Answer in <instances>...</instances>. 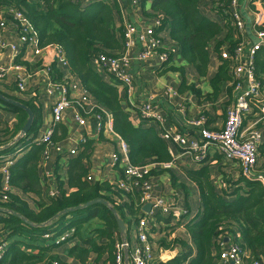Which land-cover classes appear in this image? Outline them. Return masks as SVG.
<instances>
[{
  "label": "trees",
  "instance_id": "obj_1",
  "mask_svg": "<svg viewBox=\"0 0 264 264\" xmlns=\"http://www.w3.org/2000/svg\"><path fill=\"white\" fill-rule=\"evenodd\" d=\"M204 1L154 0L151 7L153 15L163 22L160 31L169 32L174 46L178 49L177 56L201 78H205L210 69V45L218 40L215 51L220 59L222 47L227 43L234 45L235 34L231 15L227 13L230 12L231 0H211L215 16L212 18L202 12ZM145 2L146 0L143 4ZM86 6L77 4L74 0H35V3L28 0H0V11L3 7H13L26 15L36 34L37 48L59 49L68 63L70 74L80 82L93 101L111 113L113 132L127 144L130 163L134 166H156L150 172L152 178L171 172V169L164 170L161 166L166 163L175 164L170 149L173 143L160 136L161 130L157 123H151L155 126L150 127L148 122L136 125L129 114L131 110L136 112L135 107L123 103L118 87L123 86L121 82L115 79H112L113 82L105 81L92 66L96 53H108L121 47L125 30L120 28L117 37L116 1L110 0L107 4L89 8H85ZM93 10L96 12L90 13ZM53 67V80L60 82L63 75ZM255 67L257 75L264 77V49L256 54ZM166 71L177 70L167 67ZM181 73L183 75L184 71L181 70ZM185 81L180 86L181 93L191 92L198 99L216 101L222 94V86L231 81L230 63L221 60L217 73L210 80L212 91L209 94H205L195 84L187 85ZM229 87L233 92V88ZM0 93L25 104L35 115L29 134L18 143L12 144L24 127L28 115L24 110L0 101V108L12 112L17 117V124L13 128L0 122V148L3 149L0 151V159L15 157L12 159V165L8 167V201H0V206L34 225L30 226L11 214L0 213V227L5 239L14 240L9 244L1 264H68L60 259L59 251L63 245L72 242H75V245L69 248L67 255L79 264H87L91 255L95 256V264H114L115 243L120 239V233L116 217L110 208L96 204L61 216L53 222L51 220L67 209L103 199L109 202L128 226H131L133 223L137 224L144 214L139 203V191L126 193L109 182L89 181L87 162L84 160L93 150L94 141L86 139V142L80 145L83 147L82 154L71 161L69 171L72 192L66 193L59 182V195L48 196L46 201L37 203V210L32 209L27 198L31 194L41 195L39 173L47 149L46 145H40L37 140L42 126L41 112L34 99L25 100L1 91ZM228 105L226 104L224 109ZM57 125L55 126L61 136H57V130L54 128V145L67 134V127ZM26 150H30V156L22 158ZM208 162L209 160L202 163L203 168L198 171H186L187 178L199 188L201 198L200 215L186 226L188 236L196 248V256L194 257V250L188 241H168L164 236L158 240L163 250H173L177 244H181L185 249L166 264H222L218 240L233 235L235 231L240 234V239L234 237V240L245 253L244 264H252L255 261L264 264V185L260 181L248 180L241 176L242 185L235 190L237 199L228 201L225 198L229 193L219 190L212 182L210 170L204 166ZM258 166H261V171L264 172V143L259 148ZM116 170L123 176L122 170ZM156 221L161 230L168 231L167 236H171L169 229L175 227L168 225L172 224V221L161 214L156 216ZM67 233H71L70 236L64 241H59L61 236ZM46 235L49 237L46 238Z\"/></svg>",
  "mask_w": 264,
  "mask_h": 264
},
{
  "label": "built area",
  "instance_id": "obj_2",
  "mask_svg": "<svg viewBox=\"0 0 264 264\" xmlns=\"http://www.w3.org/2000/svg\"><path fill=\"white\" fill-rule=\"evenodd\" d=\"M75 3L87 5L89 8L98 4H107L110 0H74ZM135 7H140L144 0H129ZM244 6L241 7V0H231L230 13L232 26L235 29L233 35L234 45L225 44L220 52V60L229 61L231 81L229 85L233 88L234 98L225 109V122L221 129H211L207 127L206 117L201 115L192 121L195 128L190 136L188 132L180 131L175 125L164 126L163 117L156 113L150 102L135 105L139 114V121L157 123L160 136L176 145L197 164H202L210 160L211 153L222 156L228 162L238 163L241 175L248 180H257L264 185V172H259V148L264 143V77L257 75L255 67V57L258 52L264 49V0H242ZM246 14V16L244 15ZM247 17L250 20V27L247 28ZM12 25L17 31V44H10L4 40V30ZM162 20L155 16L151 25L137 36V28L134 25H125L124 37L122 39V49L119 53L98 52L92 59V66L101 77L115 79L127 88L128 95L131 94L133 78L131 67L133 58L130 56L133 48L140 46L138 60L146 62L148 58L155 55L159 57L160 63L167 65L171 58L178 55L175 46H166L161 36ZM37 47V37L26 15L19 9L13 7H3L0 11V50H8L13 59L22 55L23 48ZM59 51L58 61L62 67L68 69L62 52ZM44 72L49 77L50 83L47 90L55 97L52 107L53 125L41 138L39 144L47 147H55L61 153L62 147L52 143L54 127L61 123L62 114L72 105L77 110L76 120L80 126L86 124L82 113L92 115L95 120L97 133L105 131L115 134L112 124H107L105 110L91 104V97L82 88L80 82L75 79L62 78L60 82L53 80L54 70L46 67ZM1 78V76H0ZM17 90L20 94H27L25 79L17 77ZM175 93L172 89H167V94ZM73 101V102H72ZM72 102V103H71ZM92 106V107H91ZM184 110V107H182ZM251 122L246 126V122ZM262 125V126H261ZM116 135V134H115ZM118 149L112 153L110 166L116 170L119 168L123 172L121 179L116 185L126 193H140V203L142 207L150 205L149 212H145L142 218L135 225V235L133 238H126L125 241L117 240L115 243V263L114 264H159L157 259L158 240L164 237V231L157 224L156 216L161 214L168 217L172 223L181 222L187 217V212L178 210L176 203H167L164 199L154 198V183L150 172L156 167L153 165L134 166L128 157L127 144L117 136ZM87 139V138H86ZM83 139L80 143L86 142ZM13 142V141H12ZM19 142V141H18ZM17 142V143H18ZM2 149V148H0ZM77 154L76 151H73ZM48 151H45L47 157ZM15 157L1 158L3 163L2 173L5 176V185L0 188V201L7 202V192L9 190L8 167L12 165ZM173 163L162 165V169L169 170ZM92 181L91 177L88 178ZM57 191V190H56ZM50 193V197L58 196L57 192ZM175 206V207H174ZM154 229V230H153ZM71 233L63 234L59 241H64ZM46 238L49 235L45 236ZM229 247L221 244L220 261L222 264H244L245 253L236 241H232ZM9 247V242L0 239V264ZM159 257V256H158ZM53 264H58L54 262ZM252 264H262L255 261Z\"/></svg>",
  "mask_w": 264,
  "mask_h": 264
},
{
  "label": "crops",
  "instance_id": "obj_3",
  "mask_svg": "<svg viewBox=\"0 0 264 264\" xmlns=\"http://www.w3.org/2000/svg\"><path fill=\"white\" fill-rule=\"evenodd\" d=\"M28 1L30 3H35V0ZM115 1V27L118 33L117 37L119 36V29H125V25L127 24L136 26L137 36H140L145 29L151 25V22L155 18L153 15L154 13L151 11L154 0H146V2L140 7H135V5H133L129 0ZM202 4L201 9L203 14L207 17H215L212 6L213 2L211 0H205ZM242 4L243 1L241 0V7L244 6ZM244 15L246 16L245 13ZM161 36L163 37V41L166 46H174L169 32L162 30ZM4 40L10 44H17L18 42L17 31L11 24L4 30ZM217 42L218 40H215L209 47L211 65L208 75L205 78L199 77L193 68L189 67L181 60L180 56L176 55L171 58L170 63L167 65L161 64L159 57L155 55L148 58L146 62H142L138 60L140 46L133 48L132 52H130V56L133 58L131 67L133 86L131 94L126 97V94H128L127 88L118 85L123 98V103L125 105L129 104L130 106L135 107L137 104L150 102L156 113L163 117L165 127L173 124L180 131L190 133V136L195 129L191 124L192 121L201 115L206 117L207 127L211 129H221L225 122L224 106L226 104H230L234 98V94L232 89L229 87V84L222 86V94L216 101H210L207 98L198 99L191 92H180V86L182 82L186 80L185 82L187 85L195 84L205 94L211 93L212 90L210 80L217 73L219 64L221 63L219 55L215 51ZM121 49L122 44L120 49L110 51L108 53L117 54L121 51ZM58 58L59 51L54 47L42 50H39L35 46H31L29 48L26 47L23 48L22 55L17 59H13L8 50H0V91L4 94L20 99H34L36 101L39 106L42 119V126L37 137L39 142L47 130L53 125L52 107L55 101V97L50 95L47 90L50 80L44 72V69L46 67L54 69L53 66H55V69L62 73L63 78H70L71 80L76 79L70 74L69 69L61 66ZM167 67L175 68L177 71H166ZM93 69L96 71L94 67ZM181 70L184 71L183 75ZM18 76L25 79L27 94H20L18 92ZM104 80L113 82L112 79L109 78H105ZM167 89H172L175 93L167 94ZM91 104L94 106L97 105V103L93 100L91 101ZM182 107H184V110ZM100 108L102 107L100 106ZM129 114L132 121L136 125H141L137 110L136 112L131 110V113ZM76 116L77 110L74 105L65 110L62 114L60 124L67 127V134L64 139L55 143L62 147V152L59 153L53 146L47 147L46 150L48 151V155L45 157L39 173V192H41V195L31 194L27 198L32 209L37 210V203L39 201H46L48 196H50V193H53L56 190L58 191L59 182H61L66 193L69 194L72 192L73 188L70 186L71 176L69 170L71 161L79 158L83 152V147L81 148L80 146L83 139L87 138L90 141H94L93 150L88 154V158L84 160V162H87V169L89 171L88 178L91 177L92 182H109L110 184H114L122 177L120 172L113 169L109 164L112 153L118 149L116 135L109 132L110 130L108 128L102 135L97 133L95 127L96 123L92 115L86 113L82 115L86 121L84 126H80L76 120ZM105 116L107 124H112L111 113L105 111ZM0 122L10 128H13L17 124V117L12 112H9L4 108H0ZM250 124V120L246 122V126H250ZM152 125L153 124L148 127ZM56 126L54 128H56L57 136L59 137L61 134L58 132ZM261 129L264 132V126L263 128L261 127ZM20 133L21 131L18 135H20ZM170 149L175 164H173L171 170L169 169L171 172L156 175L155 178H152V182L155 185L153 196L155 199H164L170 204L175 202V206L177 207L176 211L182 210L187 212V217L182 218L180 224L172 223L168 225V227H175L173 229H169L171 230V236H167L168 231H165L163 235L167 237L168 241L172 239L184 240L186 242L188 241L187 243L194 250L195 257L196 248L188 236L186 226L196 220V218L200 215L202 207L200 190L195 183L187 178L186 171L189 169L198 171L202 169L203 166L193 162L184 150L178 148L176 145L172 144ZM29 151L30 150H26L25 152L23 151L24 153L22 158H28L30 156ZM73 151H76L77 154H74ZM210 156L211 158L209 162L204 166H207L210 170L212 182L219 190H224L229 193V195L225 198L226 200L232 202L235 201L238 197L235 195V190L240 188L242 185V175L239 164L235 162H228L216 153H211ZM3 166L4 164L0 163V188L5 185V176L2 173ZM257 170L262 172L261 166H258ZM174 185H177V187ZM239 191L242 193L241 190ZM0 208L2 207L0 206ZM145 212L146 211L143 210V213ZM125 225V238H133L135 235L134 227L136 224L133 223L131 226H128L125 223ZM234 237L240 239L238 231H235L233 235H228L227 237L219 239L218 244H224L227 248L232 244V241L235 242ZM2 238H5V235L0 227V239ZM119 238V240H122L121 234L119 235ZM13 241L14 240L10 239L8 242L10 244ZM74 243L75 242H72L69 245H63L60 248V259L63 262L68 264H79L67 255V251L70 247L75 245ZM182 251H185V249L181 246V244L175 245L173 250H163L162 248H158L157 255L159 257L157 256V259L166 264L175 259ZM94 262L95 256L91 255L87 264H95Z\"/></svg>",
  "mask_w": 264,
  "mask_h": 264
},
{
  "label": "water",
  "instance_id": "obj_4",
  "mask_svg": "<svg viewBox=\"0 0 264 264\" xmlns=\"http://www.w3.org/2000/svg\"><path fill=\"white\" fill-rule=\"evenodd\" d=\"M247 21H248L247 28L249 29L250 20L248 19V17H247ZM0 101L5 103V104L12 105V106L17 107L19 109H22L28 115L27 121H26L24 127L22 128L20 135H18L14 139V141L12 142V144H16L21 138H23V137H25L26 135L29 134V132H30V130L32 128V125L34 123V120H35L34 112H33L32 109H30L25 104H22L21 102L15 101L13 99H9V98H7L6 96H4L1 93H0ZM0 150H2V149H0ZM96 204H101L103 206H106V207L110 208L111 212L116 217L117 225H118V228H119V232H120V234L122 236V240L125 241L126 240V238H125L126 237V225H125V222L117 215L116 210L110 206L109 202H107V201H105L103 199H96V200H93V201L83 205V206H79V207L72 208V209H67V210L61 212L60 214H58L54 219L51 220V222H53L54 220L58 219L61 216H64V215L72 213V212H76V211L84 209V208H88V207L96 205ZM150 209H151V206L150 205H146V207H144L143 210L146 211V212H149ZM0 213H2V214L7 213V214H11L13 216L19 217V218L22 219V221L24 223H26V224H28L30 226H34L31 222L27 221L26 219H24L20 215H18L16 213H13V212H9L6 209L0 208ZM43 226H45V225H43ZM126 263L128 264V259H127Z\"/></svg>",
  "mask_w": 264,
  "mask_h": 264
},
{
  "label": "rangeland",
  "instance_id": "obj_5",
  "mask_svg": "<svg viewBox=\"0 0 264 264\" xmlns=\"http://www.w3.org/2000/svg\"><path fill=\"white\" fill-rule=\"evenodd\" d=\"M90 9H91V8H90ZM94 12H96V11H95V10H93V11H91L90 13H92V14H93Z\"/></svg>",
  "mask_w": 264,
  "mask_h": 264
}]
</instances>
